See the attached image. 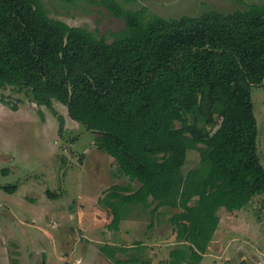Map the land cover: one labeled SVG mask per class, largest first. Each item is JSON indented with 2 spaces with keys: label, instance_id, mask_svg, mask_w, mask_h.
<instances>
[{
  "label": "trees",
  "instance_id": "obj_1",
  "mask_svg": "<svg viewBox=\"0 0 264 264\" xmlns=\"http://www.w3.org/2000/svg\"><path fill=\"white\" fill-rule=\"evenodd\" d=\"M110 4L126 27L108 42L49 17L40 0H0V103L17 111L11 87L65 106L130 179L102 192L106 228L119 230L127 205L178 210L168 220L178 247L161 264H199L218 210L264 195L251 97L264 86V6L145 21V9ZM190 149L200 165L183 175Z\"/></svg>",
  "mask_w": 264,
  "mask_h": 264
},
{
  "label": "rangeland",
  "instance_id": "obj_2",
  "mask_svg": "<svg viewBox=\"0 0 264 264\" xmlns=\"http://www.w3.org/2000/svg\"><path fill=\"white\" fill-rule=\"evenodd\" d=\"M40 1L49 17L108 42L126 27L110 2L126 11L145 9V21L264 6V0ZM3 93L18 109L0 103V264L164 262L178 247L168 221L178 210L161 208L152 213L151 208L127 205L119 230H108L104 205L99 203L102 192L130 179L118 172L111 157L97 150L93 134L72 121L65 106L57 101L53 109L39 106L25 91L11 87ZM251 97L264 166V86H253ZM199 165L198 151L190 149L181 172L186 175ZM7 186H15V191L5 192ZM238 212L236 216L218 210L219 228L199 264H264V195Z\"/></svg>",
  "mask_w": 264,
  "mask_h": 264
},
{
  "label": "crops",
  "instance_id": "obj_3",
  "mask_svg": "<svg viewBox=\"0 0 264 264\" xmlns=\"http://www.w3.org/2000/svg\"><path fill=\"white\" fill-rule=\"evenodd\" d=\"M254 200H255V199H254ZM241 211H242V210H241ZM238 213H240V212L237 211V212H235V214H233V215H236V216H237ZM219 223H220V222H219ZM219 225H220V224H219ZM218 228H219V227H218ZM217 230H218V229H217ZM217 230H216V232H217ZM216 232H215V233H216ZM214 235H215V234H214ZM167 258H168V257H166V259H167ZM166 259H165V260H166Z\"/></svg>",
  "mask_w": 264,
  "mask_h": 264
}]
</instances>
